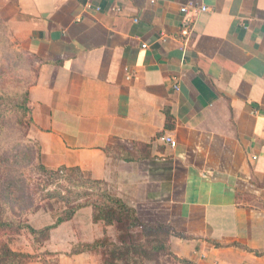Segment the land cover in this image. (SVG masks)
Returning <instances> with one entry per match:
<instances>
[{
    "label": "crops",
    "instance_id": "obj_1",
    "mask_svg": "<svg viewBox=\"0 0 264 264\" xmlns=\"http://www.w3.org/2000/svg\"><path fill=\"white\" fill-rule=\"evenodd\" d=\"M0 19L36 64L43 166L104 182L177 255L264 264V0H0ZM68 224L73 244L111 227L86 206L51 236Z\"/></svg>",
    "mask_w": 264,
    "mask_h": 264
},
{
    "label": "trees",
    "instance_id": "obj_2",
    "mask_svg": "<svg viewBox=\"0 0 264 264\" xmlns=\"http://www.w3.org/2000/svg\"><path fill=\"white\" fill-rule=\"evenodd\" d=\"M2 76L3 74L0 73V85L4 80ZM29 86L23 91H13L14 96L18 97L16 98L18 102L14 106L19 111L26 112L27 115L30 113L28 106ZM0 94V99L4 98V95H7L1 86ZM6 113V108H3L1 103L0 126L3 125L2 119L7 117ZM14 123L20 124V118L16 119ZM2 131L3 127H0V138H2ZM15 135L13 139L14 149H10L8 153L2 152V150V153L0 152V235L3 232L18 234L23 229H26L32 235L33 242L40 244L49 238L51 230L58 227L61 223L71 220L77 210L90 206L94 222H103L105 225L116 226L118 230L117 241L111 240L106 232H104V236L93 242L74 244L69 252L70 255L96 251L101 254L103 264H146L147 262L161 264L160 258H163L165 255L173 256L168 245L172 234L170 227L163 224L151 225L141 222L132 207L125 204L118 197L111 195L105 183L98 180L89 179L88 181L90 189L93 190L92 193H87L91 195L90 199L72 204L66 197H61L67 203V207L63 210V213L46 226L40 228L32 227L22 217L28 211L34 210L29 184L18 173L19 170H23L24 168L22 164L25 158L28 159V163H36L34 167L49 177L60 171L69 170L78 175H82V172L77 168L68 169L61 167L56 170L47 169L40 161L37 144H35L36 149L33 153L35 157H31L28 151L24 150L29 147V143L31 142V139L28 137V131L26 134L16 132ZM16 150L19 151L16 152ZM20 155H22L21 161L18 159ZM34 158H37L36 161ZM58 194L55 191L49 190L46 191L44 196L53 197L58 196ZM13 196L15 198L16 196L18 197L17 204H15ZM76 198H81V194L76 193ZM138 229L140 230L138 231ZM33 257L32 254L11 249L6 241L0 239V264H27ZM173 257L177 258L176 256ZM179 260L192 264L187 259ZM53 264L59 263L57 260H54Z\"/></svg>",
    "mask_w": 264,
    "mask_h": 264
},
{
    "label": "rangeland",
    "instance_id": "obj_3",
    "mask_svg": "<svg viewBox=\"0 0 264 264\" xmlns=\"http://www.w3.org/2000/svg\"><path fill=\"white\" fill-rule=\"evenodd\" d=\"M17 42L14 36L9 33V28L3 20L0 19V73H2V77H4L3 83L0 86L3 87L5 93H7V95H4V98L2 97V99H0V104L2 103L3 108H6L7 111V117L2 119L3 125L0 126L3 127L1 134L2 138H0V152L2 150V152L6 153H8L10 149H14L13 139L16 136L15 133L20 132L26 134L30 126L29 115H27L26 112L19 111L18 108L14 106V104L18 102V100H16L18 97L14 96L13 91L18 92L26 89L33 83L36 72L35 61L32 60L26 52L21 50ZM19 118L21 123L13 124V122ZM35 144V141L31 139L29 147L24 149L28 151L31 157H35L33 155L36 149ZM18 151L19 150H16V152ZM19 157L18 159L21 161L22 155ZM36 159L34 158L35 161ZM35 165L36 163H28V159L25 158L22 164V167H24L23 170L18 171V173L27 180L31 189L34 210L28 211L22 217L26 219L32 227L40 228L46 226L63 213V210L67 207V203H65L66 200L63 201L61 197H66L72 204L91 198V195L87 194L93 191L90 189V184L88 183L90 178L84 173L78 175L68 170L57 172L49 177L38 171L34 167ZM49 190L59 193L58 196H44L46 191ZM76 193H80L81 198H76ZM13 199L15 200V204H17L18 197L16 196L15 198V196H13ZM81 219L84 222L87 221L86 217H82ZM141 222L150 224L144 221ZM110 226L111 227L107 229L108 234H106L111 240L117 241L118 230L116 226ZM63 229L58 233H52L53 236L49 234V238L42 241L40 244L38 242H33L32 235L26 229H23L18 234L3 232L0 235V239L6 241L13 250L32 254L34 257L27 264H53L54 260H57L60 264V259H66L65 263L70 264L71 259L68 257L78 254H69L74 245L71 237L72 227L68 224L67 228ZM139 230L140 229H138V231ZM169 248L173 256L177 258L172 255H165L163 258H160L161 264H190L182 262L179 259H187L192 264H199L197 259L177 255L170 245ZM80 254V256L73 258L75 264H103L102 256L99 252L90 251ZM146 264L155 263L147 262Z\"/></svg>",
    "mask_w": 264,
    "mask_h": 264
},
{
    "label": "built area",
    "instance_id": "obj_4",
    "mask_svg": "<svg viewBox=\"0 0 264 264\" xmlns=\"http://www.w3.org/2000/svg\"><path fill=\"white\" fill-rule=\"evenodd\" d=\"M180 12L182 13V18L180 21V34L184 36L186 39L191 37L193 32V16L195 13L199 11H206L208 10L205 6H197L193 4H185L179 8ZM143 48L147 47L145 43L141 45ZM185 51H182V57L184 58ZM174 88H177L176 83L174 84ZM162 139L168 142L170 145L174 146L175 141L172 137L164 136Z\"/></svg>",
    "mask_w": 264,
    "mask_h": 264
}]
</instances>
